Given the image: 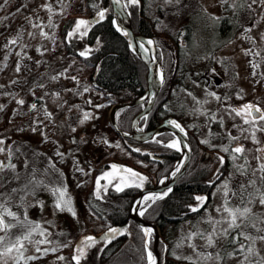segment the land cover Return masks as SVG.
Here are the masks:
<instances>
[{
  "label": "rangeland",
  "instance_id": "rangeland-1",
  "mask_svg": "<svg viewBox=\"0 0 264 264\" xmlns=\"http://www.w3.org/2000/svg\"><path fill=\"white\" fill-rule=\"evenodd\" d=\"M8 1L11 3V10L14 6H18L14 9H21V14L23 12L25 14L17 22L16 28L0 39V85H4L0 88V105L4 106L0 110V140L4 141L0 148L5 149L0 152V162L5 166L15 165L14 169L10 167L0 169V205L15 212L20 220H25L26 216L27 221L39 225L37 231L32 233L31 241L45 238L51 241V243L39 245L25 241L24 256H33L36 259H22L18 261V264H67L69 255L66 252L67 248L62 249L64 244L76 238L73 250H70L73 256L83 237L94 236L97 242L87 249V255H89L93 247L97 248L101 245L106 238L105 233L108 232L93 234L91 231H84L85 228H98L99 225L82 202L81 194L85 189L83 179L92 169L97 171V177L102 176L104 172L113 171L111 165L130 168L146 177L153 165L144 164L138 160L134 161V166L130 165L127 163L129 159L126 158V151L117 146L114 148L115 145L107 140V143L99 141L101 132L107 130V124L110 122L108 117L110 104L101 105L100 96L88 90L85 91L86 80L77 76L80 71L76 70L74 75H68L60 50L52 47L50 38L38 35L40 29L31 27L32 23H38L43 26L45 32L49 33L50 28L47 26L49 16L51 15L54 24L58 15V5L63 0H35L29 7L24 4L27 0ZM127 1L124 0L125 5H131ZM141 3L144 14L154 22L157 49H160L163 59L173 62L178 53L185 63L186 72L182 85L172 90L167 105L171 113L168 115L177 118L184 126H194L196 130L199 129L195 136L198 142L212 150L210 148L205 150L199 145L192 148L190 141L191 156L195 165L206 167L209 178H214L219 168L218 157L220 156L213 150L217 148L222 152L223 146L230 148V152L227 153L229 172L213 188L208 205L199 213L166 228L164 235L169 253L180 259L191 256L192 260L189 261L197 264H238V260L243 259V254L225 256L226 252L232 251L233 246L224 239L218 240L213 248H203L201 246L204 241L198 237L191 241L184 238L193 231L206 234L210 231L208 219L211 217L218 220L225 215L222 210L216 211L217 208L222 209L225 203L224 183H227L231 191L238 192L239 185L247 184L248 179L252 178L256 180V188H261L258 171L254 177L251 173L241 175L235 171L234 163L242 164L244 159L241 157L233 162L231 148L243 145L246 149H250L251 151L246 155L253 169H256L258 165L253 156L264 157V152H256L258 147H264V131H255L256 139L260 141L256 144L251 138L252 126L244 124L243 118L236 116L232 111L246 103H252L264 109V59H262L264 58V38H262L264 5L256 3L249 9L245 4L244 7L233 8L229 4H221L220 0H180L178 5H167L165 0H141ZM247 3H251V0H247ZM44 4L52 6L51 14L48 9L42 7ZM70 5L71 0H67L66 7ZM133 7L135 8L134 5ZM127 10L129 12V8ZM26 17L30 18V21L26 20ZM212 17H219V19L214 20ZM96 18V16H78L77 19L94 21ZM223 18L225 21L222 20ZM254 22L256 27L251 33H245V29L251 27ZM84 30L81 28L80 32ZM28 32H34L37 35L35 38L30 37L27 35ZM80 32L76 33L80 34ZM17 33H21L22 38L16 45H10L6 49L4 45ZM248 36L252 39H248ZM37 48L40 51H37ZM248 49H252V53L246 55L245 51ZM17 52L22 55L26 53L22 61L16 55ZM256 52L260 55L253 54ZM11 53H13L12 56ZM6 54L7 60L4 58ZM18 61L21 62L19 73L15 71ZM36 61L40 63L37 64ZM255 62H259L260 66L254 70L252 63ZM254 71L256 75H253ZM53 76H57V79H51ZM73 77L75 79H72ZM13 80L22 83L13 84ZM40 84L44 87H39ZM213 92L216 96L210 95ZM57 93L59 95H56ZM36 97L39 99L37 100ZM216 97L220 99L217 100ZM20 99L25 101L23 105L17 103ZM33 103L37 105L36 109H31L30 106ZM30 110L37 111L35 118L33 114L17 118ZM46 111L52 114L51 117L45 115ZM85 114H88V119H84ZM53 119H57L61 125ZM213 120L219 122V128L212 125ZM201 123L203 125L199 128ZM261 123L257 121L256 127L259 128ZM33 129L36 130L33 131ZM161 134L163 139L159 142L166 147L165 143L172 138V134L169 132ZM231 136L239 137V139L232 140ZM245 137L248 138L245 139ZM202 141H208V143ZM111 151L114 153L113 159L111 155L105 156ZM58 152L63 155H57ZM102 155H104L103 158ZM106 162L108 164L104 168ZM33 179L34 181L30 182ZM118 181L119 177L113 179L111 184L103 179L100 183L101 186L115 187ZM41 184L43 188L37 189ZM57 188L66 189L67 197L71 198L75 216L67 210L59 211L55 208L57 196L53 194V190ZM96 189L95 182L94 193ZM104 189L101 187L99 193ZM248 190L255 193L252 187ZM227 200L231 206L240 205L238 195L232 196L229 193ZM149 201H144L140 206L141 209ZM258 201L257 196L248 206L254 214L252 222L256 224V228H264V205ZM2 211L3 208L0 207V212ZM6 220L16 223L12 217H6ZM226 226V224L223 225V227ZM256 228L249 226L245 231L258 236L260 233L256 231ZM41 230H45V236L40 235ZM21 231L20 228L12 230L16 235H19ZM3 234L0 232V235ZM241 242L245 245L249 243L243 239ZM193 243L198 246L196 249L190 247ZM37 247L41 250L55 247L57 251L37 252ZM253 247L254 254L249 259L252 264H256L257 260L264 258V241L257 239ZM201 251L205 254L211 252L213 256L219 251L224 259L200 261L197 253ZM60 256L65 259H58ZM8 264H13V261L9 259Z\"/></svg>",
  "mask_w": 264,
  "mask_h": 264
},
{
  "label": "trees",
  "instance_id": "trees-1",
  "mask_svg": "<svg viewBox=\"0 0 264 264\" xmlns=\"http://www.w3.org/2000/svg\"><path fill=\"white\" fill-rule=\"evenodd\" d=\"M34 2L35 0H27L24 4L29 7ZM10 4L8 0L7 3L0 0V39L16 28L17 22L25 14V12L21 14V10L17 12V9H14L18 6H14L11 10ZM59 4L58 15L54 22L55 27L50 28L49 33L52 47L60 50V56L66 64L67 74L74 75L76 70L80 71L77 76L86 80V88L89 92L101 97V105L103 106L117 101H130L143 93L146 88V66L112 25L111 1L71 0L70 7H66L67 0H63ZM76 5H78L77 8ZM134 6L135 8L132 4L127 5L133 30L151 35L155 39L154 22L144 14L141 0L138 5ZM105 9H107L105 18L99 20L97 12ZM78 16H96L97 18L87 28V35L81 36L75 32L72 36H69L68 33L75 28ZM225 18L222 20L225 21ZM187 28L186 30H188ZM227 28H229L228 25ZM86 50H88V55L81 56L80 52ZM12 55L13 53H11ZM179 56L177 53V58L171 62L168 59H163L160 49H157V57L162 64L165 76L154 105L148 114L140 120V125H143L144 129L155 127L168 114H171L167 102L170 100L172 90L182 85L186 72L185 63ZM142 104L127 106L118 113L117 123L122 130H130L131 120L142 108ZM36 113V110H30L24 112L21 116H17V118L29 116L30 114H33L35 118ZM53 120L58 122L57 119ZM57 124L61 125L60 122ZM202 125L203 123L199 128ZM212 125L217 128L220 127L219 122L214 120ZM186 128L192 148L198 145L205 150L210 148L199 143L195 137L199 129L196 130L194 126H186ZM160 139H163V134H159L153 140L144 142L128 139L117 133L110 122L107 124V130L101 132L99 137V141L107 140L110 144L115 145L114 148L117 146L126 151V158L129 159L128 164L133 165L134 161L138 160L144 164L153 165L149 175L146 176L147 180L143 183L144 187L156 186L160 179L171 169L179 155L177 150L158 143L157 141ZM213 151L224 157V163H219V171H217L214 178H209L206 167L195 165L193 156H191L185 172L173 184L172 191L163 199H157L154 203L152 201L149 204L151 207H148L143 216L146 220L153 221L159 226L161 235V240L158 243L161 254L160 264H197L171 255L164 234L168 226H173L202 211L210 201L213 188L223 177L227 176L229 172L228 154L219 151L217 148ZM113 154L111 151L104 155H111L113 159ZM104 155L101 157L103 158ZM107 164L108 162L104 163L103 167L105 168ZM97 174V171L92 169L90 174L83 179L85 189L81 194V199L86 209L96 218L99 227L85 228L84 231L98 234L99 232L108 231L109 227H115L121 231L116 234H109L110 241L105 238L99 247H93L89 255L81 260V264H147L144 234L141 231V226L129 218L132 200L143 187H125L123 191L117 192L115 187L110 185L97 196L94 194ZM33 181L34 179L30 180V182ZM43 184L40 187L38 185L37 189L43 188ZM197 196L207 197V200L204 201L203 206L197 212H193L189 206L196 207L200 203L195 199ZM75 241L76 238L74 237L72 241L66 243L67 247L63 246L62 248H67L66 252L69 255L67 264H75V261L72 260V251H70L73 250ZM150 246L152 247V238Z\"/></svg>",
  "mask_w": 264,
  "mask_h": 264
},
{
  "label": "snow or ice",
  "instance_id": "snow-or-ice-1",
  "mask_svg": "<svg viewBox=\"0 0 264 264\" xmlns=\"http://www.w3.org/2000/svg\"><path fill=\"white\" fill-rule=\"evenodd\" d=\"M5 3H7V0H4ZM114 2L119 5L120 0H114ZM128 2L132 5H138L140 3V0H128ZM180 3V0H165V4L172 5L176 4L178 5ZM221 4H229L230 7L237 8V7H244L246 6L251 9L253 4L259 3L261 5H264V0H251V3H247V0H220ZM42 7L48 9L49 13H52V6L50 4H44ZM127 7V5H125ZM21 9H17V12H19ZM105 10H101L97 12V16L99 17V20H103L105 18ZM214 20H218L219 17H212ZM264 18V17H262ZM6 19V17H5ZM26 20L30 21V18L26 17ZM92 23V21L85 20V19H77L75 22V28L68 33L69 36H72L75 32H80L81 28L85 29L83 32H80L81 36L87 35V27ZM115 23V22H114ZM49 28L55 27V25L52 22L51 15L49 16L48 25ZM31 27L33 29H40L38 32V35L40 37L44 38H51L49 36L48 32H45L43 30V26L38 23H32ZM256 27V22L252 24L251 27L245 29V33H251L252 29ZM117 28L119 30V26L117 25ZM28 36L35 38L37 33L34 32H28ZM124 35H128L127 32L124 33ZM22 38L21 33H17V35L11 39L8 40V42L4 45L6 49L9 48L10 45H16L18 41ZM248 39H252L250 36L247 37ZM262 38H264V34H262ZM149 44H152L153 41L149 40ZM22 47H27V45H22ZM141 47L143 45L141 44ZM37 51H40L39 48H37ZM249 53H252V49H248L245 51V54L248 55ZM256 56H259L260 53L256 52L253 53ZM17 56L20 57L21 61L24 59V55H22L20 52L16 53ZM81 56H87L88 50L80 52ZM5 60H7V54L5 55ZM28 59H31V57H28ZM264 59V58H262ZM37 64L40 63V61H36ZM6 66V65H5ZM259 62L252 63V67L255 70L258 68ZM15 71L19 73L21 71V62L18 61L16 64ZM253 75H256V72H253ZM51 79L55 80L57 79V76L51 77ZM72 79H75L73 77ZM161 82H163V75H161ZM13 84L22 83L18 80H13ZM39 87H44L43 84L38 85ZM4 85H0V88H3ZM85 91H87V88H85ZM242 91V90H241ZM7 94V93H5ZM56 95H59L58 93ZM212 96H216V94L210 93ZM217 100L220 99V97H216ZM19 105H23L25 101L23 99H20L17 101ZM3 105H0V110L3 109ZM31 109H36L37 105L35 103L31 104ZM232 111L235 113L236 116L242 117L244 124L251 125L253 128V132L251 135V138L256 144H259L260 141L256 139L255 131H264V109H261L259 106L254 105L252 103H246L243 104L240 108L232 109ZM45 115L47 117H51L50 112H45ZM88 114H85L84 119H88ZM215 118V117H213ZM257 121L262 122L260 127L257 128ZM83 122V121H82ZM169 124L174 125L177 129H180V131H183V128L179 123L176 121H169ZM36 129H33L35 131ZM75 131V129H73ZM243 131V130H242ZM248 137H245L247 139ZM232 140H237L239 137L231 136ZM159 143V141H157ZM203 143H208V141H202ZM4 143L3 140H0V145ZM107 143V141H105ZM166 147L173 148L176 150L181 149V142L180 140H173L171 143L167 144ZM186 147V145H185ZM5 149L0 148V152H3ZM225 153L230 152L229 146H223L221 149ZM137 151H139L137 149ZM251 151L250 149H246L243 145L236 146L234 148H231V159L233 162L239 160L241 157L244 159V163L242 164H236L234 163V169L236 172H239L241 175H248L251 173V176L254 177L257 173V171L260 173L259 180L261 182V188H256V180L249 178L247 181V184L241 183L239 185L238 192L237 191H231L228 189L227 183H224V195L226 197L225 203L221 208H217V212L223 211L225 215L221 217V219H215V218H209L208 223L210 224V231H207V233H203L200 231H193L190 232L187 237L184 239H187L191 241L193 238L198 237L199 239L204 241V244L201 246L203 248H213L216 246L218 240L224 239L229 245H232V251L226 252L225 256H237L239 254H243V259L238 260V264H252V261L249 259L251 255L254 254V245L256 243V240L264 241V228H256V224L253 223L254 214L252 213L250 205L254 202L256 197H259V203L261 205H264V157L260 155L253 156V159L258 162L257 168L253 169L251 167V164L248 162V157L246 155L247 152ZM257 153L264 152V147H258L256 149ZM57 155H63L62 153H57ZM221 164L224 163V157L220 156L218 157ZM3 167H10L15 168L14 164H8L3 165L2 162H0V169ZM111 168L113 171L104 172L102 176L97 177L96 179V185L97 189L95 191V195H99V191L101 187L107 188V185L101 186V180H107L108 184H111L113 182V179H116L119 177L118 183L115 185V189L117 192L123 191L125 187H143V183L145 180H147V177L141 176L139 173L135 172L134 170L130 168H123L121 166L117 165H111ZM80 171H83V169H78ZM219 171V170H217ZM176 172H179V167H177ZM175 175V173H173ZM219 178V177H217ZM138 181V182H137ZM163 183V181H161ZM249 187H252L255 189L254 192H250L248 189ZM13 191H16L13 189ZM172 191L171 188H168L167 191H165L162 195L159 196H145L144 200H152L153 203L157 199H163L166 197L170 192ZM229 193H231L232 196H239L240 205L237 206H231L228 203L227 197L229 196ZM53 194L57 196L55 200V208L59 211L67 210L70 212L73 216L76 215L75 211L73 210L71 206V198L67 197V191L64 188H57L53 190ZM195 199L200 202L196 207L189 206L190 210L193 212H197L201 206H203L204 201L207 200V197L197 196ZM0 207L3 208V211L0 212V232L4 233L3 235H0V264H8L9 259L13 261V264H18L19 260L22 259H36V257L33 256H24V252L26 251L25 248V241L33 242L31 241L32 233L37 231L39 228V225L35 224V222L27 221V217L25 216V220H20L17 217V214L15 212H12L7 207H4L3 205H0ZM148 207H151V205H148L147 207H144L142 209L137 210L138 214L140 216H144ZM6 217H12L14 220H16V223L9 222L6 220ZM27 223V228H26ZM226 224V227H223V225ZM249 226L252 228H256V231L260 233L258 236H253L250 232L245 231ZM20 228L22 231L19 235H16L12 232L13 229ZM26 228V230H25ZM121 230L115 228V227H109L108 232L105 233V237L111 239L109 237V233L116 234L120 232ZM126 231V230H125ZM141 231L144 234V248L147 250V261L148 264H158L156 256H154L153 252L149 249V245L151 242V237L153 234V229L149 227H142ZM41 236H45V230L40 231ZM246 240L249 243L245 245L241 242V240ZM97 242L96 237L94 236H85L82 238L80 243L77 245L75 249V254L72 256V260L75 261V264H81V260L85 259L87 257V249L91 248L95 243ZM33 243L39 245V244H46L51 243V241L47 240L46 238L39 241H34ZM64 247H67L68 245H63ZM181 246V245H178ZM190 247L193 249H196L198 246L196 244H190ZM37 252H44L47 253L48 251L56 252L57 248L53 247L51 249L44 248L41 250L39 247L36 248ZM13 253L15 255L13 256ZM200 261H208V260H216V261H222L224 259V256L221 255L219 251L213 254L211 252L205 254L204 252L197 253ZM186 260H192V257H182ZM60 260H64L65 257L60 256L58 257ZM256 264H264V258H260L256 261Z\"/></svg>",
  "mask_w": 264,
  "mask_h": 264
},
{
  "label": "water",
  "instance_id": "water-1",
  "mask_svg": "<svg viewBox=\"0 0 264 264\" xmlns=\"http://www.w3.org/2000/svg\"><path fill=\"white\" fill-rule=\"evenodd\" d=\"M110 1L112 6V25L124 37L130 49L140 58V60L146 66V88L144 92L136 96L133 100L117 101L110 104L108 117L113 129L123 137L139 142L153 140L163 132H169L173 136L176 135L181 142V149L177 150L179 152V155L176 158L172 169L160 179L156 186L142 188L133 198L129 209L130 219L134 220L139 226H141V228L149 227L153 229L152 247L149 245V249L152 250L154 256H156L157 258L158 264H160L161 254L158 249V243L161 240V235L159 226L155 222L148 221L143 216H140L137 210L141 209L139 208L140 201L145 196H159L167 191L168 188H172L173 184L185 172V169L191 158L192 148L188 137L187 128L173 116L164 118L155 127L150 129H144L142 126H139L140 119L143 116L147 115L151 110L156 96L163 85L164 72L162 65L157 57V44L154 37L148 34L138 33L133 30L131 26V16L127 8L125 7L124 0H120L119 5H117L114 0ZM117 25L119 26V30L117 28ZM125 32H127L128 35H124ZM149 40L153 41V43L149 44ZM141 44L143 45V47H141ZM161 75H163V82H161ZM141 103H145V105L132 118L130 131L122 130L117 123L118 113L127 106ZM169 121H176L177 123H179L183 128V131H180V129H177L174 125L169 124ZM165 144L167 145V142ZM177 167H179V172H176ZM173 173H175V175H173ZM161 181H163V183H161ZM151 202L152 200H150L144 207H147Z\"/></svg>",
  "mask_w": 264,
  "mask_h": 264
},
{
  "label": "bare ground",
  "instance_id": "bare-ground-1",
  "mask_svg": "<svg viewBox=\"0 0 264 264\" xmlns=\"http://www.w3.org/2000/svg\"><path fill=\"white\" fill-rule=\"evenodd\" d=\"M141 110V109H140ZM178 139V137L176 136V135H172V138H170L168 141H167V144H169V143H171L173 140H177ZM179 140V139H178ZM147 196H152V195H147ZM143 201H145L144 200V198L140 201V204L143 202ZM153 235V234H152ZM152 238V237H151ZM150 238V239H151ZM152 251V250H151Z\"/></svg>",
  "mask_w": 264,
  "mask_h": 264
},
{
  "label": "flooded vegetation",
  "instance_id": "flooded-vegetation-1",
  "mask_svg": "<svg viewBox=\"0 0 264 264\" xmlns=\"http://www.w3.org/2000/svg\"><path fill=\"white\" fill-rule=\"evenodd\" d=\"M226 25H228V24H226ZM186 27H188L187 25H186ZM188 33H189V31H188ZM156 40V39H155ZM156 100V99H155ZM155 102V101H154ZM145 105V103H143V106ZM153 105H154V103H153ZM142 106V107H143ZM168 116H170V115H167L166 117H168ZM165 117V118H166ZM177 119V118H176ZM139 124H140V121H139ZM140 126V125H139ZM143 126V125H142ZM186 127V126H185ZM143 128H144V126H143ZM130 129H131V126H130ZM130 131V130H129ZM158 141H160V140H158ZM159 143H161V142H159Z\"/></svg>",
  "mask_w": 264,
  "mask_h": 264
}]
</instances>
